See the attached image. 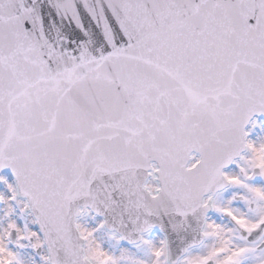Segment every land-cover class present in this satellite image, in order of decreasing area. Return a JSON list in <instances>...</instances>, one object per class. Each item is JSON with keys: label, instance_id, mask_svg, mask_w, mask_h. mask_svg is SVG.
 I'll return each instance as SVG.
<instances>
[{"label": "snow or ice", "instance_id": "snow-or-ice-1", "mask_svg": "<svg viewBox=\"0 0 264 264\" xmlns=\"http://www.w3.org/2000/svg\"><path fill=\"white\" fill-rule=\"evenodd\" d=\"M0 264H264V0H0Z\"/></svg>", "mask_w": 264, "mask_h": 264}]
</instances>
